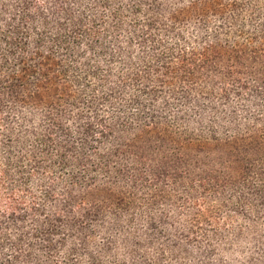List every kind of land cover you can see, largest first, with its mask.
Here are the masks:
<instances>
[{"label": "trees", "instance_id": "16d2710c", "mask_svg": "<svg viewBox=\"0 0 264 264\" xmlns=\"http://www.w3.org/2000/svg\"><path fill=\"white\" fill-rule=\"evenodd\" d=\"M0 264H264V0H0Z\"/></svg>", "mask_w": 264, "mask_h": 264}]
</instances>
